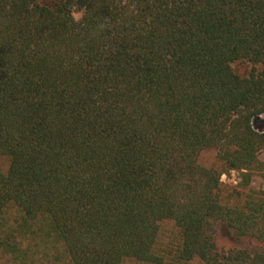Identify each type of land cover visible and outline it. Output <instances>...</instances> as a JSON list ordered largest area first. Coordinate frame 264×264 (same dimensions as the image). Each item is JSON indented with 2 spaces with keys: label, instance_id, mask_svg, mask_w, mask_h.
Wrapping results in <instances>:
<instances>
[{
  "label": "trees",
  "instance_id": "obj_1",
  "mask_svg": "<svg viewBox=\"0 0 264 264\" xmlns=\"http://www.w3.org/2000/svg\"><path fill=\"white\" fill-rule=\"evenodd\" d=\"M263 114L264 0H0V261L163 264L170 219L176 264H264V190L222 204L197 160L264 177Z\"/></svg>",
  "mask_w": 264,
  "mask_h": 264
},
{
  "label": "rangeland",
  "instance_id": "obj_2",
  "mask_svg": "<svg viewBox=\"0 0 264 264\" xmlns=\"http://www.w3.org/2000/svg\"><path fill=\"white\" fill-rule=\"evenodd\" d=\"M82 11L74 9V18H80ZM232 69L239 75H246L250 70L251 64L246 61H235L231 64ZM263 121V122H261ZM254 125L259 129H264V114L259 116V121L255 120ZM198 162L208 168L216 169L221 172L219 198L222 204L228 206H241L250 197L264 190V177L260 170L251 173L250 181L246 184L242 181L241 172L235 170H225L223 163L217 157L214 148L203 149L197 157ZM258 160L264 165V148L258 154ZM9 159L0 156V172H6ZM180 241L178 227L170 219L159 222L158 232L154 244V251L163 256V264H176L172 258L176 247ZM214 242L216 249L220 252L234 248L247 249L250 252L263 246V243L249 237H235L230 235L225 228L217 224L214 229ZM48 250V249H47ZM0 264H14L9 259L3 258ZM121 264H148L134 258H125ZM184 264H200L192 261Z\"/></svg>",
  "mask_w": 264,
  "mask_h": 264
}]
</instances>
